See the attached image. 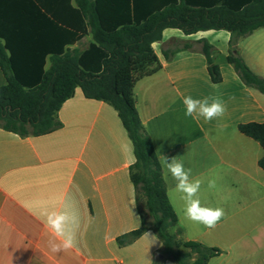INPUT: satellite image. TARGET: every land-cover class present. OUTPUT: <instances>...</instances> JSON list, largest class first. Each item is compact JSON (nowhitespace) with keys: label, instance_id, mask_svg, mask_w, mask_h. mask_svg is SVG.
Instances as JSON below:
<instances>
[{"label":"crops","instance_id":"0c3cea01","mask_svg":"<svg viewBox=\"0 0 264 264\" xmlns=\"http://www.w3.org/2000/svg\"><path fill=\"white\" fill-rule=\"evenodd\" d=\"M230 38L224 30L185 35L166 29L152 45L161 69L138 81L134 91L157 156H181L192 177L203 182L202 204L225 210L214 229L186 219L169 176L167 193L183 240L220 250L208 264H264V149L239 131L242 124L264 123V94L246 86L229 63ZM203 42L212 47L219 83L209 73ZM92 43L84 35L65 50L82 53ZM175 47L180 50L166 58L165 50ZM239 54L264 78V28L240 41ZM6 84L0 68V87ZM189 95L218 96L227 110L212 121L186 117L182 99ZM58 119L59 130L38 137L0 128V264H153L162 247L153 231L129 246L117 243L141 226L130 173L134 148L118 112L77 87ZM210 179L216 180L213 189ZM66 207L78 216L76 246L53 254L45 213Z\"/></svg>","mask_w":264,"mask_h":264},{"label":"trees","instance_id":"16d2710c","mask_svg":"<svg viewBox=\"0 0 264 264\" xmlns=\"http://www.w3.org/2000/svg\"><path fill=\"white\" fill-rule=\"evenodd\" d=\"M263 28L264 0H0V68L7 80L0 87V128L22 138L59 130L58 112L77 87L86 98L109 104L133 144L130 173L141 217L140 228L118 237V245L129 246L151 230L162 242L153 264H208L220 250L183 240L134 90L161 69L152 45L166 29L185 35L224 30L231 35L229 63L246 86L264 94V78L239 54L240 41ZM88 34L93 43L85 52L65 50ZM202 52L219 83L212 47L203 42ZM239 131L264 149V123L242 124ZM259 166L264 171V157Z\"/></svg>","mask_w":264,"mask_h":264},{"label":"clouds","instance_id":"9594fccd","mask_svg":"<svg viewBox=\"0 0 264 264\" xmlns=\"http://www.w3.org/2000/svg\"><path fill=\"white\" fill-rule=\"evenodd\" d=\"M186 117L200 116L206 121H212L222 117L226 110V102L218 97H204L196 99L192 96H185L182 99ZM158 162L164 170L163 179L169 182V176L174 181V187L170 191L181 194L184 201V215L186 219L202 224L208 229H214L224 218L225 210L222 207H210L203 205L199 198L202 181L192 177V169L185 166L181 156L169 157L159 151ZM216 187V180L208 181V188ZM44 224L51 233L48 247L51 253L59 254L66 252L76 246V227L78 226V216L68 207L61 211H49L45 213ZM148 237V233H145Z\"/></svg>","mask_w":264,"mask_h":264},{"label":"water","instance_id":"95a60500","mask_svg":"<svg viewBox=\"0 0 264 264\" xmlns=\"http://www.w3.org/2000/svg\"><path fill=\"white\" fill-rule=\"evenodd\" d=\"M159 258H160V259H163V256H162V255H160V256H159Z\"/></svg>","mask_w":264,"mask_h":264}]
</instances>
